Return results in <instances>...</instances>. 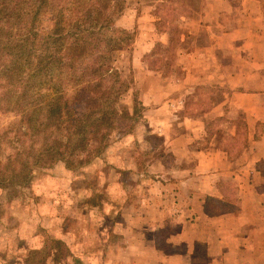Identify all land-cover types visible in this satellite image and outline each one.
Returning a JSON list of instances; mask_svg holds the SVG:
<instances>
[{"label": "rangeland", "instance_id": "obj_1", "mask_svg": "<svg viewBox=\"0 0 264 264\" xmlns=\"http://www.w3.org/2000/svg\"><path fill=\"white\" fill-rule=\"evenodd\" d=\"M220 6L206 4L205 0H125V8L114 24L133 34L134 39L131 45L113 52V62L129 85L123 103L131 113L137 112L134 125L127 133L111 132L102 153L84 165L68 169L64 163L55 162L33 168L24 187L2 184L0 264H128L117 259L115 252L119 244L114 223L122 206L140 205L145 201L157 203L156 199L146 196L152 195L148 191H160L159 183L153 185L155 177L146 171L152 157H164L169 167L179 165L167 152L163 136L151 124L155 114L152 107L143 104L141 96L161 88L164 81L163 92L158 96L162 97L160 103L169 104L168 100L174 99L177 93L170 87L173 81L192 79L196 75L195 62L189 66L183 52L201 48L209 41L207 31L217 27L207 18ZM261 10L263 15L258 26L262 27L263 35L255 41L260 51L240 58L237 51H219L218 59L227 76L239 70L247 72L248 79L242 88L264 93V4ZM236 11L232 9L231 13ZM191 89L195 90L193 97L200 98L202 107L211 103L208 97L215 101L231 93L227 85H192ZM150 99L154 102L152 96ZM182 114L175 113L177 117ZM29 116L24 111L0 110V141L4 140L1 161L4 155L13 153V145H18V137L23 132L20 128ZM231 118L242 126L243 114L232 108L226 117L213 120L209 131L213 129L225 135ZM257 126L262 131L264 119ZM226 141L230 140L226 138ZM238 143L240 148L241 137ZM230 152L235 156L239 149L231 148ZM254 184L256 191H264V179L255 180ZM224 188L228 197H234L232 184L225 183ZM229 201L233 207V198ZM107 229H111L108 240ZM171 230L164 229L159 237L169 236Z\"/></svg>", "mask_w": 264, "mask_h": 264}, {"label": "crops", "instance_id": "obj_2", "mask_svg": "<svg viewBox=\"0 0 264 264\" xmlns=\"http://www.w3.org/2000/svg\"><path fill=\"white\" fill-rule=\"evenodd\" d=\"M205 3L222 6L207 18L217 27L207 31L209 41L183 52L189 66L195 62L196 75L173 81L170 87L177 90L176 100H168L169 104L160 103L158 96L164 81L161 88L141 96L155 114L151 124L179 165L169 167L164 157H152L146 171L155 177L153 185L159 183L160 191H148L152 195L146 196L157 203L122 206L114 223L119 244L114 251L128 264H264V191L254 187L255 180L264 179V128L259 131L257 126L264 119V93L242 88L247 72L227 76L218 59L219 51H237L239 58L260 51L255 41L263 35L258 24L264 0ZM232 9L237 11L233 14ZM192 85H227L231 93L215 101L208 97L211 103L202 107L200 98L193 97ZM232 108L243 114L242 126L231 118L225 135L209 131V124L226 117ZM178 112L182 116L177 117ZM231 148L239 152L232 156ZM225 183L234 186V197L226 194ZM167 228L173 229L169 236L159 237ZM110 230L105 233L107 240Z\"/></svg>", "mask_w": 264, "mask_h": 264}, {"label": "trees", "instance_id": "obj_3", "mask_svg": "<svg viewBox=\"0 0 264 264\" xmlns=\"http://www.w3.org/2000/svg\"><path fill=\"white\" fill-rule=\"evenodd\" d=\"M124 8L125 0H0V110L30 115L0 160V187L26 186L35 167L84 165L111 132L132 129L137 112L123 103L129 85L113 62L134 39L114 24Z\"/></svg>", "mask_w": 264, "mask_h": 264}]
</instances>
